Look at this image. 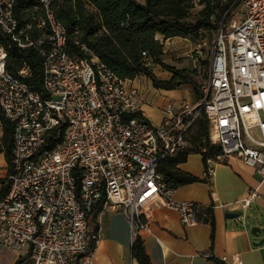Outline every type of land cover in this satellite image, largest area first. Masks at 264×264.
Listing matches in <instances>:
<instances>
[{
	"label": "built area",
	"instance_id": "built-area-1",
	"mask_svg": "<svg viewBox=\"0 0 264 264\" xmlns=\"http://www.w3.org/2000/svg\"><path fill=\"white\" fill-rule=\"evenodd\" d=\"M30 1L20 19L18 0H0V33L16 48L37 52L45 91L42 97L22 81L27 67L17 78L7 73L0 45V113L13 124L11 162L0 186V245L17 254L27 249L32 264L89 261V242L98 235L90 233L87 216L97 206L123 215L132 241L147 227L142 210L157 202L183 226L204 223L203 207L176 201L158 171L168 157L192 147L202 114L210 146L221 151L205 160V178L212 164L234 158L264 180V0H235L242 16L220 27L212 44L204 99L181 101L177 111L167 104L157 125L143 114L132 80L119 78L78 42L84 56L70 53L56 0ZM201 49L196 45L197 55ZM141 56L148 66L147 54ZM60 127L62 137L53 144ZM258 195L251 190L232 206L248 209ZM231 262L241 264L235 255Z\"/></svg>",
	"mask_w": 264,
	"mask_h": 264
},
{
	"label": "trees",
	"instance_id": "trees-1",
	"mask_svg": "<svg viewBox=\"0 0 264 264\" xmlns=\"http://www.w3.org/2000/svg\"><path fill=\"white\" fill-rule=\"evenodd\" d=\"M233 1V0H232ZM205 8L199 12L196 19L190 18V11L194 7L193 0H144L141 4L136 0H56L54 4L55 17L65 27L68 34V47L71 54L83 57L80 48L75 45L86 46L109 70L119 78L135 80L144 77L151 82L156 90L175 91L181 87H188L195 103L204 99L202 85H199L186 72L176 70L163 64L159 59L163 53V44L156 39L160 36L163 41L172 38H181L199 44L202 33L218 28L212 21L213 10L209 0H200ZM240 2H236L230 11L223 14L220 27L228 26L233 17L234 9ZM32 6L30 0H18L15 14L23 18L22 10ZM92 9V11H91ZM0 45L7 51L6 71L18 77L19 71L27 67L29 76L22 78L29 89L42 97L45 91L42 84V60L32 48L18 49L10 44L0 33ZM145 52L153 63L167 71L169 80H158L152 71L145 65L141 53ZM2 135L0 138V154H3L8 166L11 162L13 124L8 122L0 113ZM192 132V147L183 152H177L168 157L158 171L173 189L197 182H205L185 174L176 169L179 164L186 162L189 155L199 154L202 157L204 171L205 160L221 153L219 147L210 146L208 142L209 127L204 114L196 121ZM64 127H60L52 136V143L60 141ZM52 147V144H51ZM3 193L0 191V199ZM213 207H203L201 212L207 215L205 223L211 226V241L214 236ZM101 212L95 207L87 216L90 233L98 231L96 217ZM95 244L89 242L87 254H92ZM130 254L137 264H152L144 248L143 241L136 237L131 244ZM83 257H78L71 264H80ZM213 264H224L221 260L207 257ZM17 261L15 264H21Z\"/></svg>",
	"mask_w": 264,
	"mask_h": 264
},
{
	"label": "crops",
	"instance_id": "crops-1",
	"mask_svg": "<svg viewBox=\"0 0 264 264\" xmlns=\"http://www.w3.org/2000/svg\"><path fill=\"white\" fill-rule=\"evenodd\" d=\"M139 2L143 4L144 0ZM156 39L162 44L164 42L163 51L168 42L182 41L186 46L196 47L187 39L172 38L163 41L160 36ZM132 81L135 83L136 79ZM146 92L161 96L173 93L152 87L147 88ZM140 107L142 110L145 106L140 102ZM143 114L146 116L144 112ZM161 120L162 117L157 124ZM211 168V176L205 182L177 187L173 198L202 207L213 205V242L209 223L183 226L176 212L160 202L151 204L141 212L147 216V227L141 229L137 236L142 239L152 264H213L208 256L221 260L224 264H233L231 257L234 255L238 256L241 264H264V180L252 168L234 158L224 163H214ZM176 169L205 179L204 165L199 154L189 155L186 162L179 164ZM7 172L8 164L3 154H0V186ZM251 190H256L259 195L250 208L232 206L243 200ZM227 214H237V217L227 219ZM96 223L98 240L94 252L89 261L83 260L80 264H137L130 254L133 241L125 217L100 212ZM252 228H257L258 232L252 234ZM260 242L263 244L255 245ZM18 260L22 261L21 264H32L27 249L17 254L0 245V264H15Z\"/></svg>",
	"mask_w": 264,
	"mask_h": 264
},
{
	"label": "rangeland",
	"instance_id": "rangeland-1",
	"mask_svg": "<svg viewBox=\"0 0 264 264\" xmlns=\"http://www.w3.org/2000/svg\"><path fill=\"white\" fill-rule=\"evenodd\" d=\"M136 1L139 2L141 0H136ZM193 1H194V7L190 11V18L192 20L196 19L199 12H201L205 8V5H201L200 0H193ZM209 1H210V7L213 10L212 21L218 25V28L202 33V40L201 42H199V44L202 46V49L199 51V54L198 55L196 54L194 46L191 47H189V45L186 46L185 44H183L182 41L180 43L168 42L164 46L162 57H160L159 59L163 64H165L168 67H172L176 70L186 72V74L192 76L199 85H202L208 77L210 51L212 48V44L219 32L220 25L224 17L223 14L226 11H230L236 3L235 0L233 1L209 0ZM241 16H242V12L240 7L234 9L231 22L234 19L239 21L241 19ZM147 63H148L147 67L152 71L153 75L158 80L165 81L171 77V75L167 71L163 70L162 67L154 64L153 60L149 59ZM150 83L151 82L148 79L144 77H138L136 78L134 84L139 91L140 102L145 106L143 107L142 111L146 114L147 118L153 125H157L161 117L163 118V110L165 109L167 104L173 105L174 110L177 111L178 108L176 106L177 104H180L181 101L187 100L192 105L195 103L191 95L190 89L186 86L173 91V93H170L167 96H161L158 93L157 95H152L151 93L149 94L146 92L147 88L152 87V85L150 86ZM192 132L193 130L191 131V136H190L191 141H192ZM1 135H2V130L0 124V138Z\"/></svg>",
	"mask_w": 264,
	"mask_h": 264
},
{
	"label": "water",
	"instance_id": "water-1",
	"mask_svg": "<svg viewBox=\"0 0 264 264\" xmlns=\"http://www.w3.org/2000/svg\"><path fill=\"white\" fill-rule=\"evenodd\" d=\"M237 217V214H227L226 215V218L227 219H234V218H236ZM258 232V229L257 228H252V230H251V233L252 234H255V233H257ZM263 244V242H260V243H258V244H255V245H262Z\"/></svg>",
	"mask_w": 264,
	"mask_h": 264
}]
</instances>
